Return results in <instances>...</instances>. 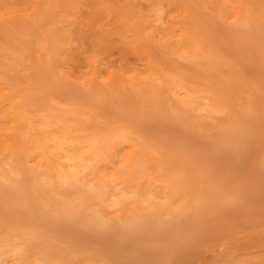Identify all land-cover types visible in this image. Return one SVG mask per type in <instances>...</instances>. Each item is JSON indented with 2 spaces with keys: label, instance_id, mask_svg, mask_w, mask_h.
<instances>
[{
  "label": "rangeland",
  "instance_id": "1",
  "mask_svg": "<svg viewBox=\"0 0 264 264\" xmlns=\"http://www.w3.org/2000/svg\"><path fill=\"white\" fill-rule=\"evenodd\" d=\"M0 264H264V0H0Z\"/></svg>",
  "mask_w": 264,
  "mask_h": 264
},
{
  "label": "bare ground",
  "instance_id": "2",
  "mask_svg": "<svg viewBox=\"0 0 264 264\" xmlns=\"http://www.w3.org/2000/svg\"><path fill=\"white\" fill-rule=\"evenodd\" d=\"M50 74V73H49ZM52 78V80H54L53 79V77H51ZM42 82H45V81H42ZM47 84V83H46ZM45 85V84H44ZM46 86V85H45ZM55 87H57L58 88V86H56V83H55V85H54ZM48 87V86H47ZM60 88V87H59ZM56 90V89H55ZM58 90V89H57ZM56 90V91H57ZM59 90H61L62 91V89L60 88ZM63 92V91H62ZM64 94H67V93H65V91L63 92ZM71 97H72V95H71ZM79 99H80V97H79ZM86 103H87V101H86ZM213 103H214V100L213 99H209V105H211V106H213ZM108 107H109V105H108ZM111 107V106H110ZM118 108V107H117ZM100 114H102V115H104V113H105V111H106V109H105V111L102 113V108L100 107ZM112 109V108H111ZM119 109H120V106H119ZM120 111V110H119ZM118 111V112H119ZM99 112V111H98ZM111 112V111H110ZM114 114V112L112 113V115ZM108 115V114H107ZM116 115V114H115ZM105 116H106V113H105ZM104 116V117H105ZM229 116H230V114H229ZM107 117V116H106ZM109 117H111V116H109ZM115 117V116H114ZM119 117H120V113H119ZM122 117V116H121ZM120 117V118H121ZM116 118V117H115ZM123 118V117H122ZM121 118V119H122ZM110 119V118H109ZM131 119H133V118H131L130 117V120ZM136 120H138V122L139 123H141V121H139V118L138 119H136ZM143 120V119H142ZM145 120V119H144ZM127 121V120H126ZM132 121V120H131ZM14 122V121H13ZM125 122V121H124ZM230 122V121H229ZM158 123V122H157ZM133 126H134V124H133ZM135 127V126H134ZM140 129H141V127H142V130H143V126H141V124H140ZM139 127H136V128H138L139 129ZM164 128H167V127H165L164 126ZM139 129V130H140ZM141 130V131H142ZM145 131V130H144ZM157 131V130H156ZM185 132V131H184ZM239 132V131H238ZM3 133V132H2ZM140 133V132H139ZM230 133V132H229ZM145 135V134H144ZM158 135V134H157ZM236 135V134H235ZM6 136V135H5ZM25 136H27V135H25ZM153 136V135H152ZM160 136V135H159ZM147 137V136H146ZM230 137H232V135H230ZM6 138V137H5ZM38 138V137H37ZM149 138H151V137H149ZM152 138H154V137H152ZM29 139H31L30 137H29ZM155 140H158V137H156V138H154ZM228 139V138H227ZM4 140H6V139H4ZM164 140V139H163ZM25 141V140H24ZM151 141V140H150ZM165 141V140H164ZM164 143V142H163ZM128 144V143H127ZM157 144V143H156ZM177 145V144H176ZM173 147V146H172ZM54 149L55 150H57V151H59L58 152V157L56 158V162L60 165V167H61V165H65V166H63V168L60 170L59 169V176L61 177V179H68V181H72L73 179H75L76 178V176H77V174H78V170L80 169V167L81 166H83V165H86L88 162L85 160V158H84V155H83V153H81V152H78L77 154H74V153H70V152H67V150H66V148L65 147H63V146H61V145H57V146H55L54 147ZM118 149V148H117ZM178 149H179V147H178ZM129 150V149H128ZM119 151H121V150H119ZM185 151V150H184ZM40 152H41V159H43V160H45L46 162H49L50 160H49V158H48V156H47V154H45V152H44V149H40ZM121 152H123V151H121ZM128 154V153H127ZM128 156V155H127ZM184 158V157H183ZM38 160H40V159H38ZM174 160V159H173ZM184 160H185V158H184ZM183 160V161H184ZM188 161V160H187ZM113 170L115 171V169L113 168ZM10 171V170H9ZM197 195H199L198 193H197ZM202 196V195H201ZM26 202V201H25ZM22 205V204H21ZM134 206V205H133ZM178 213V212H177ZM36 217V216H35ZM21 222V221H20ZM43 224V223H42ZM41 224V226H43ZM46 227V226H45ZM44 227V228H45ZM31 228V227H30ZM32 229V228H31ZM46 229V228H45ZM48 230H49V228H47ZM33 230V229H32ZM35 230V229H34ZM36 230H39V229H37L36 228ZM47 231V230H46ZM84 234H85V231H84ZM88 235V234H87ZM91 240V239H90ZM26 256V255H25Z\"/></svg>",
  "mask_w": 264,
  "mask_h": 264
}]
</instances>
